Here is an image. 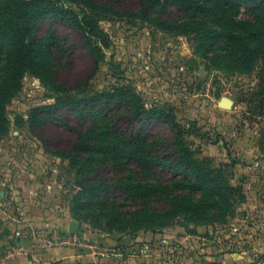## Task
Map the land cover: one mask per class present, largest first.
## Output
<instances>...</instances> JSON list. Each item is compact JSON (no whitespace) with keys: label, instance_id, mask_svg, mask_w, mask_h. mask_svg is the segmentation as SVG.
Listing matches in <instances>:
<instances>
[{"label":"trees","instance_id":"16d2710c","mask_svg":"<svg viewBox=\"0 0 264 264\" xmlns=\"http://www.w3.org/2000/svg\"><path fill=\"white\" fill-rule=\"evenodd\" d=\"M71 1L82 11L54 0H0V138L10 125L8 105L25 76L35 75L63 95L54 104L35 108L31 125L42 126L45 117L60 123L62 106L73 108L81 120H92L85 130L64 124L77 137L67 141L69 149L55 152L69 159L82 181L70 206L77 220L85 216L110 233L156 229L179 218L198 225L225 222L235 211L237 194L228 165L218 167L197 158L176 116L148 109L132 88L82 98L72 95L88 82L70 87L59 78V72L71 65L72 45L53 30L38 35V29L53 18L79 30L93 58L89 79L99 65L98 43L104 40L98 21L88 16L87 9L153 18L158 25L194 33L203 58L211 65L223 72L256 75L258 82L244 99L255 116L264 112V0H140L136 9L128 11L105 0ZM104 102L105 106L95 108ZM113 105L118 110L125 106L124 112L116 113L120 121H157L170 134L163 136L143 127L127 133L104 111ZM110 169L116 174L113 182L102 174Z\"/></svg>","mask_w":264,"mask_h":264},{"label":"rangeland","instance_id":"374dc122","mask_svg":"<svg viewBox=\"0 0 264 264\" xmlns=\"http://www.w3.org/2000/svg\"><path fill=\"white\" fill-rule=\"evenodd\" d=\"M54 1L82 11L71 0ZM105 1L128 11L136 9L140 0ZM86 11L92 20L98 21L97 27L104 40V44L98 43L101 47L98 52L100 61L90 79L93 58L84 46L79 30L53 18H47L38 29V35L53 30L56 35L65 36L72 45L69 51L71 65L67 71L59 72V78L70 87L88 82L71 94L82 98L132 88L148 109H162L176 116L186 129V139L197 158L213 162L218 167L228 165L226 168L233 175L231 184L237 191L235 211L225 222L198 225L179 218L171 225L138 230L135 233L140 235L139 242L124 244L121 248L124 255L116 258L118 262L264 264V112L252 116L244 100L258 82L256 75L223 72L211 65L203 58L194 33L161 26L154 23L153 18L139 15ZM92 40L96 42L95 38ZM61 95L39 77L25 76L21 90L6 109L10 125L0 138V177L10 167L19 169L26 165L31 159L26 155L32 152L55 153L69 149L70 146L64 142L75 141L77 133L64 124L79 130H85L92 124V120H81L73 108L62 106L58 110L62 116L60 123L45 117L42 126L31 125L30 116L34 109L54 104ZM224 99H232V106L222 107ZM105 105L106 102L100 103L95 108ZM114 105L112 110L104 111L127 133L143 127L163 136L170 134L169 129L157 121H120L116 113L124 112L125 106L118 110ZM47 128L58 131L61 136L57 135L56 141L60 138L64 141L62 148L55 149L56 146L46 142L44 133ZM51 159L48 161L58 165V173L65 179L68 189L65 202L73 207L82 181L69 159ZM102 174L109 182L116 178L111 169L102 170ZM1 182L0 188L3 187ZM12 206L0 198V213L5 212L0 215V264L15 260L20 263L15 255L12 257L10 254L27 241L17 240L23 228L11 225L9 213ZM78 218L84 232L85 228L103 231L91 219L85 216ZM111 233L126 235V240H130L127 243L132 242L131 236L135 234L132 231Z\"/></svg>","mask_w":264,"mask_h":264},{"label":"crops","instance_id":"0c3cea01","mask_svg":"<svg viewBox=\"0 0 264 264\" xmlns=\"http://www.w3.org/2000/svg\"><path fill=\"white\" fill-rule=\"evenodd\" d=\"M57 135L61 136L56 129L47 128L44 139L60 149L64 141L61 138L56 141ZM64 143L68 146L67 141ZM26 156L31 157L26 165L22 164L19 169L10 167L0 177L3 185L0 198L13 204L9 213L11 225L23 228L17 240H27L10 254L20 263L15 260L4 264H127L119 263L116 258L124 255L121 250L124 244L139 242V233L131 236L132 242L127 243L130 240H126V235L87 228L84 232L65 202L68 189L64 177L58 173V165L48 161L62 156L46 151ZM36 162L42 168H38ZM73 222L79 224L76 233H72ZM103 250L112 253L106 254Z\"/></svg>","mask_w":264,"mask_h":264},{"label":"water","instance_id":"95a60500","mask_svg":"<svg viewBox=\"0 0 264 264\" xmlns=\"http://www.w3.org/2000/svg\"><path fill=\"white\" fill-rule=\"evenodd\" d=\"M233 102L234 101L232 99H224L221 102V106L224 108H229L232 106ZM78 230H79V224L76 222H73L72 223V233H76V232H78Z\"/></svg>","mask_w":264,"mask_h":264},{"label":"built area","instance_id":"2783aa9c","mask_svg":"<svg viewBox=\"0 0 264 264\" xmlns=\"http://www.w3.org/2000/svg\"><path fill=\"white\" fill-rule=\"evenodd\" d=\"M103 253L111 254L112 252L110 250H103Z\"/></svg>","mask_w":264,"mask_h":264}]
</instances>
